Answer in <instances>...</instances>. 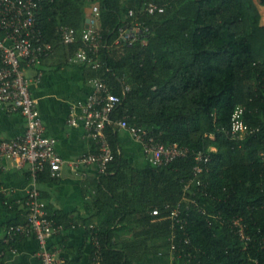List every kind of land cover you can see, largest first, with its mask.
Wrapping results in <instances>:
<instances>
[{
    "label": "trees",
    "instance_id": "trees-1",
    "mask_svg": "<svg viewBox=\"0 0 264 264\" xmlns=\"http://www.w3.org/2000/svg\"><path fill=\"white\" fill-rule=\"evenodd\" d=\"M149 2L163 4L165 11L144 13ZM88 3L99 6V26L111 39L130 9L151 27L146 43L104 48L103 66H89L90 78H105L114 92L131 86L118 115L128 109L132 123L161 141L211 155L197 178L192 154L162 166L137 165L123 153L119 129L108 127L114 159L96 185L105 197L101 214L106 218L96 225L103 264L171 256L172 223L156 220L152 211L167 212V204L179 202L192 246L181 245L176 261H183L178 253L190 247L197 248L201 264H264V0H47L37 14L38 27L55 48L64 49L68 61L82 45ZM62 25L76 28L77 42H62ZM238 105H246L251 131L231 139L226 130ZM212 146L216 150L210 151ZM50 174L49 167L42 170L39 182ZM1 200L0 220L16 213L0 222L1 231L26 220L24 202H9L4 195ZM49 211L58 222L68 218ZM238 217L248 225V243L234 224ZM122 230L132 231V239L117 241ZM88 232L93 235V229ZM178 232L177 240L183 235ZM1 257L0 264H7Z\"/></svg>",
    "mask_w": 264,
    "mask_h": 264
},
{
    "label": "built area",
    "instance_id": "built-area-1",
    "mask_svg": "<svg viewBox=\"0 0 264 264\" xmlns=\"http://www.w3.org/2000/svg\"><path fill=\"white\" fill-rule=\"evenodd\" d=\"M47 0H0V105L7 108L10 113H21L26 119L25 131L11 139L0 138V165L7 161H15L18 166L31 165V186L25 197L27 207L26 220L7 225L4 233H0V253L2 243L16 250L13 242L19 237L34 235L40 245V255L43 264H62L63 261L50 248L48 239L63 229V225L53 217V214L44 207L41 201L39 187V173L49 167L51 175H62L65 165L77 170L83 163H97L100 170H108L114 159V152L110 144L108 127H117L127 130L132 137L139 141L143 147L148 161L156 166L166 165L179 157L192 154L195 159L193 167L197 178L211 160L209 151L191 150L188 146L178 142L165 143L145 126L131 122V114L125 109L124 114L118 115L119 108L124 103V97L130 91V85L122 86V94L114 92L110 83L103 77L96 76L89 79L91 91L84 100L77 101L71 107L68 119L72 125L83 123L86 135L99 144V151L84 153L74 159H65L57 149L58 139L47 134L45 125L37 107V100L31 93L32 78L26 73V66H36L46 56L50 55L55 45L45 39L43 31L38 27V12ZM144 13H157L165 11V6L157 2H149ZM100 9L93 6L92 14L88 17V26L82 31V45L75 51L70 60L83 63L93 68L103 66L100 52L109 46L122 44L133 45L137 41L146 43L151 34V27L141 16L136 15L134 9L126 14L127 21L118 28L116 35L111 39L106 37L99 26ZM62 42L74 44L78 33L75 27L61 26ZM246 105H238L233 113L231 127L226 133L231 139H242L251 127L245 119ZM257 128L256 130H258ZM214 137V134H210ZM216 150L215 146L210 151ZM187 182V187L194 181ZM199 183V180H198ZM190 190V189H189ZM186 194L182 200H188ZM195 202V200H192ZM181 202L176 206L167 204V212L158 207L152 213L156 220H170L173 232L170 237L171 255L175 259L176 252L181 245L192 246V240L187 232V218L182 213ZM238 233L247 243L251 235L246 230L247 224L240 217L234 221ZM93 229L92 240L95 244L93 259L96 264H103L101 243L98 239L97 227ZM178 231L183 235L178 239ZM1 232V231H0ZM180 242V243H178ZM179 252L178 256L184 260L177 264H201L197 248H190ZM176 261V260H175Z\"/></svg>",
    "mask_w": 264,
    "mask_h": 264
},
{
    "label": "crops",
    "instance_id": "crops-1",
    "mask_svg": "<svg viewBox=\"0 0 264 264\" xmlns=\"http://www.w3.org/2000/svg\"><path fill=\"white\" fill-rule=\"evenodd\" d=\"M86 11L91 15L93 7L87 6ZM90 72L88 65L68 61L66 52L61 48H55L38 65L26 66V73L32 78L31 93L37 100L45 132L58 139L57 149L65 159H74L100 149L99 144L86 135L83 123L72 125L68 121L71 107L77 101L84 100L92 89ZM26 126V119L21 113H10L5 106L0 105L1 139H11L22 134ZM119 134L121 149L131 161L137 165L150 163L139 141L125 129H119ZM30 168L29 163L18 166L11 160L0 165V211L3 213L1 195L9 202H24L31 186ZM101 173L97 163H83L77 170L67 164L61 176L50 174L44 182H39L44 207L53 212L68 214V218L60 222L63 229L48 239L50 248L63 263L96 264L93 259L95 244L88 226L97 225L99 219L106 218L101 214L105 197L101 187H96ZM15 215V212L10 216L5 215L0 222ZM3 231L4 228L1 235ZM118 235L115 239L125 242L132 239L133 233L122 230ZM16 247V250L6 248L0 253L5 263L43 264L39 241L34 235L21 237ZM170 257L161 254L145 255L136 264H169L173 260Z\"/></svg>",
    "mask_w": 264,
    "mask_h": 264
},
{
    "label": "rangeland",
    "instance_id": "rangeland-1",
    "mask_svg": "<svg viewBox=\"0 0 264 264\" xmlns=\"http://www.w3.org/2000/svg\"><path fill=\"white\" fill-rule=\"evenodd\" d=\"M88 6H92V4L91 3H88ZM261 10L264 12V8H263V6L261 7ZM57 48H61V47H56V49ZM62 49V48H61ZM141 165V164H140ZM170 257V256H169ZM171 259H173L172 260V262H170L169 264H177V261H175V259H174V257L171 255V257H170Z\"/></svg>",
    "mask_w": 264,
    "mask_h": 264
},
{
    "label": "water",
    "instance_id": "water-1",
    "mask_svg": "<svg viewBox=\"0 0 264 264\" xmlns=\"http://www.w3.org/2000/svg\"><path fill=\"white\" fill-rule=\"evenodd\" d=\"M88 20H89V19H87V24H86V26H88Z\"/></svg>",
    "mask_w": 264,
    "mask_h": 264
}]
</instances>
